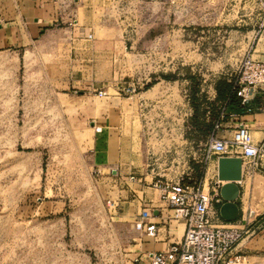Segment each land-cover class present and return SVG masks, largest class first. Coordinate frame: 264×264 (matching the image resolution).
Returning a JSON list of instances; mask_svg holds the SVG:
<instances>
[{
    "label": "rangeland",
    "instance_id": "374dc122",
    "mask_svg": "<svg viewBox=\"0 0 264 264\" xmlns=\"http://www.w3.org/2000/svg\"><path fill=\"white\" fill-rule=\"evenodd\" d=\"M64 1L61 27L87 35L75 47L85 62L55 45L67 33L23 49L16 69L0 53V264H141L136 224L123 205L131 200L120 204L118 191L130 189L125 182L133 177H195L190 165L199 167V183L207 160L217 163L211 138L195 130L205 126L208 106L198 98L192 116L187 100L213 82L238 86L246 63L258 61L264 0ZM69 68L87 71L85 85ZM175 79L184 81L182 138L171 122L172 90L147 92L144 84ZM120 84L137 93L117 95ZM248 183L254 211L264 190L250 191Z\"/></svg>",
    "mask_w": 264,
    "mask_h": 264
},
{
    "label": "crops",
    "instance_id": "0c3cea01",
    "mask_svg": "<svg viewBox=\"0 0 264 264\" xmlns=\"http://www.w3.org/2000/svg\"><path fill=\"white\" fill-rule=\"evenodd\" d=\"M74 1L77 2L76 0ZM67 5L68 1L65 2L64 0H0V53H3L6 56V59L9 61L12 68L16 69L20 66L22 60L21 52L23 49L29 47L33 48L48 39H57L62 35L65 36L66 33L68 40H65L64 42H57L56 40L55 45L58 46L63 43V48L69 50L70 59L72 58V55H77V57L74 56L75 60L72 62L81 63L86 61H84L80 51L78 53L76 52L75 47L76 45L86 43L87 41L85 38H87V35L81 36L82 29L79 28H73L72 26L68 28L61 27L63 21L66 19L65 13ZM258 47L259 49L257 50L258 53L256 55L258 57V62L264 64V37L261 42L259 40ZM73 50L74 53L72 54ZM82 55H84V53ZM86 73L87 71L83 69L81 74L76 72L72 73L70 68L67 71L68 76L77 79L78 85H85L84 78H86ZM80 78H82V81ZM183 82L175 79L165 80L161 83H154L152 85H148L146 82L144 83L149 87L147 92L155 90L156 88H161L162 86L172 90L173 93L171 94V97L175 102H173L174 105L171 103V106H174L172 109L175 111V118L174 122L172 119L171 122L176 127L175 133H178L181 138L183 135L181 111V104L183 102L181 99ZM185 82L188 86V82H191V80ZM72 83H74V81ZM118 84L119 83H117V85ZM216 84L217 82H213L204 93L203 91L200 93L197 91H191V98L187 100L192 116L196 113L194 104H197L198 98L205 100L206 105L208 106V111L205 113V126L200 125L196 127L195 130L197 135L204 136V139H206L207 142L210 138H215L220 141L218 135L220 132H223L224 135L221 141L231 142L236 129L240 125H243L249 130L254 143L263 142L264 95L260 94L248 105H243L240 98L235 99L232 102L230 101L229 96L232 93L230 81H227V84L230 85V87L225 92L226 97H220ZM94 86V84L91 85L89 93L94 92ZM125 86L120 84L117 87V90L120 91V88ZM188 89H190L189 86ZM97 91H95V94ZM79 93L81 94L82 92ZM83 94L86 95L85 92H83ZM117 95H119V92ZM177 102H180L179 107H177ZM216 109L223 113L224 118L221 122H216L214 120V117L220 114ZM177 110L179 111L178 113ZM177 115L180 117H177ZM193 120H196L195 117ZM216 125H218L217 128ZM204 130L207 132L204 133ZM207 163L205 176L199 183L202 184L204 190L206 177L209 175L208 191L210 193L211 185L217 181V163L213 161L209 162V160H207ZM198 168L199 167L196 165H190L188 171L190 174L197 177V174L200 173ZM175 169L177 173L178 167ZM120 174L122 173L120 172ZM116 176H119V173H116ZM261 178L264 180V170H244V166L242 165V179L237 183L239 188V197L236 200V205L239 209L238 217L245 215L247 212H252L255 216H261L264 219V203H257L256 209L253 211L251 209V198L246 196V182L248 180L250 191L256 189V191L264 190V183ZM121 179L125 181L127 178L121 177ZM147 180V178L136 179L133 177V179L126 180L127 182H125V184H131L130 189L118 191L120 204L123 199L126 201L131 200L130 202L123 203V205L128 206V213L126 214L127 220L136 224L135 228L136 231H138L137 236L139 239L135 245V249L137 250L136 256L140 257L141 264H148L152 255L165 252L171 247V245L181 241L185 231L183 221L177 222V220L171 219L172 211L169 206L161 200L160 191L152 188L154 179L151 178L149 183ZM117 181L120 182L119 185L123 184L121 180L118 179L116 182ZM156 192H158V194ZM261 196L264 197V194ZM213 209L217 210V206H213ZM138 225H141V229L138 228ZM149 225H155V237H149L146 235L145 229ZM234 253L244 257L243 264H264V241L259 236L246 238L235 247Z\"/></svg>",
    "mask_w": 264,
    "mask_h": 264
},
{
    "label": "built area",
    "instance_id": "2783aa9c",
    "mask_svg": "<svg viewBox=\"0 0 264 264\" xmlns=\"http://www.w3.org/2000/svg\"><path fill=\"white\" fill-rule=\"evenodd\" d=\"M245 66L242 79L233 91L243 105H248L258 95H264V64L257 61ZM136 89L135 85H129L119 93L133 96ZM96 95L103 97L106 93L97 91ZM208 152L218 158H240L243 164L247 161L250 170H264V141L254 143L243 125L236 129L231 142L211 138ZM222 185L215 181L211 192L205 194L202 184L190 175L177 182L158 179L152 183L153 188L160 191L161 200L171 209V219L183 221L185 231L180 242L165 252L152 255L148 264H243L244 257L236 255L234 249L249 237L259 236L264 241V219L247 212L231 223L221 220L218 209L224 204L219 192ZM213 206H217V210ZM138 228L141 229V225ZM145 232L155 237V225L146 227Z\"/></svg>",
    "mask_w": 264,
    "mask_h": 264
},
{
    "label": "water",
    "instance_id": "95a60500",
    "mask_svg": "<svg viewBox=\"0 0 264 264\" xmlns=\"http://www.w3.org/2000/svg\"><path fill=\"white\" fill-rule=\"evenodd\" d=\"M217 179L225 183L220 188L224 204L218 209L221 220L231 223L237 220L239 209L236 200L239 197L237 183L242 179V161L240 158L222 157L217 160Z\"/></svg>",
    "mask_w": 264,
    "mask_h": 264
},
{
    "label": "trees",
    "instance_id": "16d2710c",
    "mask_svg": "<svg viewBox=\"0 0 264 264\" xmlns=\"http://www.w3.org/2000/svg\"><path fill=\"white\" fill-rule=\"evenodd\" d=\"M230 87V85H228L227 83L225 82H217L216 84V88L218 90V94L220 95V97H223L225 96V92L228 90V88ZM232 87V86H231ZM226 97V96H225ZM229 99L230 101H234L235 99H238L237 95H236V92L233 91V87H232V93L231 95L229 96ZM194 109L196 110V113L198 111V106L197 104H194Z\"/></svg>",
    "mask_w": 264,
    "mask_h": 264
},
{
    "label": "bare ground",
    "instance_id": "6f19581e",
    "mask_svg": "<svg viewBox=\"0 0 264 264\" xmlns=\"http://www.w3.org/2000/svg\"><path fill=\"white\" fill-rule=\"evenodd\" d=\"M221 158H222V157H221ZM231 158H236V157H231ZM218 159H219V158H218ZM241 161H242V160H241ZM242 165L244 166L243 162H242ZM217 182H219L218 179H217ZM219 183H222L223 185H225V183H223V182H219ZM223 185H222V186H223ZM222 186H221V187H222ZM208 194H209V193H208ZM179 242H180V241H179Z\"/></svg>",
    "mask_w": 264,
    "mask_h": 264
}]
</instances>
